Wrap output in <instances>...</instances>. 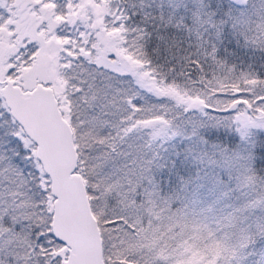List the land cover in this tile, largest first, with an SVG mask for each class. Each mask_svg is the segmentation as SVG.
<instances>
[{"label": "snow or ice", "instance_id": "1", "mask_svg": "<svg viewBox=\"0 0 264 264\" xmlns=\"http://www.w3.org/2000/svg\"><path fill=\"white\" fill-rule=\"evenodd\" d=\"M0 264H264V0H0Z\"/></svg>", "mask_w": 264, "mask_h": 264}]
</instances>
